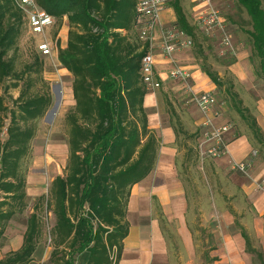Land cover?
I'll list each match as a JSON object with an SVG mask.
<instances>
[{
  "label": "trees",
  "instance_id": "trees-1",
  "mask_svg": "<svg viewBox=\"0 0 264 264\" xmlns=\"http://www.w3.org/2000/svg\"><path fill=\"white\" fill-rule=\"evenodd\" d=\"M55 20L67 16L68 39L58 49V61L73 76V108L64 116L67 162L62 175L55 176L46 196L40 197L54 224L50 230L51 251L46 264H118L122 241L129 232L126 219L130 187L153 169L159 141L147 125L143 99L147 89L140 73V60L148 43L139 40L135 0H35ZM247 13V30L259 60L256 75L264 80V9L261 0H236ZM176 25L194 37L179 0H171ZM26 29L23 10L15 0H0V85L17 87L30 77L41 78L43 60L33 48V61L17 70L18 41ZM131 32H133L131 34ZM32 50V51H33ZM200 66L215 87L223 80L206 63ZM15 80V81H14ZM232 83L227 88L231 107L249 125L254 138L264 144L256 118L243 105ZM231 89V90H230ZM47 90L28 88L5 103L0 94V238L7 222L26 207V179L21 161L31 150L36 134L34 121L52 104ZM9 121L4 126V116ZM176 131V129H175ZM197 140L200 133H178ZM185 160L196 158V147L185 145ZM194 163V161H193ZM192 163V164H193ZM43 204V203H42ZM37 206L26 219L22 246L8 253L0 264H25L31 260L42 235Z\"/></svg>",
  "mask_w": 264,
  "mask_h": 264
},
{
  "label": "crops",
  "instance_id": "crops-1",
  "mask_svg": "<svg viewBox=\"0 0 264 264\" xmlns=\"http://www.w3.org/2000/svg\"><path fill=\"white\" fill-rule=\"evenodd\" d=\"M180 5L192 25L196 2L187 0V3ZM175 19L172 6L169 5L162 12L161 21L164 25H171ZM227 24L235 43L233 29L229 22ZM68 29L67 16L55 20V24L48 29V35L55 40L53 53L46 59L54 67L47 78L51 79L52 86L55 85L57 91L58 99L52 95L51 104L56 118L65 116L75 103L71 86L73 76L61 66L57 58L58 49L67 46ZM216 44L219 47L218 42ZM151 52L161 85L157 90H147L143 106L147 113L148 128L157 137L159 147L151 172L130 187L126 209L129 232L122 241L118 264H264V160L256 158L248 176L232 171L229 161L245 160L252 149L248 137L236 135L227 140L228 151L225 155L201 159L197 154L195 160L192 158L187 162L185 148L184 153H181L178 147L179 138L182 136L184 140V135L179 132L177 136V129L181 127L188 134H201L203 127L200 111L195 104L187 101L180 84L168 78L170 65L160 50L158 28L154 31ZM175 61L190 72V82L196 91H214L215 85L203 72L194 50L177 52ZM243 62L244 60H237L228 66L239 80L243 71L246 77L252 75L248 63ZM260 92L250 89L247 92L250 103L246 106L264 134V95ZM216 110L218 114L214 118L215 124L228 121L218 104ZM199 140L200 138L197 142ZM61 147L65 153L64 169L68 157L67 143L64 142ZM182 166L193 167L199 177L198 185L192 183L189 186L185 183L186 180L179 174ZM62 174L61 171L54 173L51 181ZM193 191H201V197L195 200L202 207V223L212 225L215 220L219 223L218 227L211 230V236L206 237L210 241L207 243L199 244L200 238L192 233L188 223L189 216L192 215L189 207L194 202ZM49 215H52L51 212ZM16 216L15 214L7 222L0 238V260L22 246L26 224L16 225ZM159 221L164 222L163 227L159 225ZM41 238L31 260L25 264L47 263L52 247ZM84 259L85 255L82 254L79 263L82 264Z\"/></svg>",
  "mask_w": 264,
  "mask_h": 264
},
{
  "label": "rangeland",
  "instance_id": "rangeland-1",
  "mask_svg": "<svg viewBox=\"0 0 264 264\" xmlns=\"http://www.w3.org/2000/svg\"><path fill=\"white\" fill-rule=\"evenodd\" d=\"M179 1L181 4L184 2L187 3V0ZM212 1L216 8H218V10L221 12L223 18L227 21V23L229 22L230 27L233 29L232 34L234 37L235 46L237 48L236 55H221L216 44V42H218L219 36H206L197 30L194 32V45L191 49L194 50L199 57L200 63H206V65L211 67L212 70L216 71L223 80L224 85L221 88L215 87L213 92L221 113L225 119H228V121L233 124V129L226 136V139L228 140L236 135H245L248 137L251 140V150H255L257 152V155L253 159L254 164L256 158H261V160H264V144L259 143L254 138L249 125H247L246 122H244L233 110L231 107V98L227 90L230 83H232V90L237 92L244 106H246L248 102L250 103L247 95V92L250 89L254 91L259 90L261 91L260 94L264 95V80L256 75L259 70V60L253 51L251 39L246 32L251 28L250 19L246 11L240 5H238L236 0ZM261 3L264 9V0H261ZM190 14L191 13L189 12L188 16L191 19ZM41 39V35L37 34L32 36L27 29H25V31L22 33L18 41V50L15 54L17 57L16 65L18 71L24 70L25 66L33 61V54L31 53L34 52L33 48L34 44L36 43L35 41H39ZM42 60L43 70L41 78L43 79V82L37 79L36 75L34 74L30 77L31 84L29 87L26 85L27 81H29L27 79L19 81L17 87H9L5 89V86L11 83L9 81H6L4 84L0 85V94L3 95L5 103L9 107L12 106V100L16 99L20 92L26 88H28L29 92L48 90L51 95L58 99L55 85L52 86L51 79L47 78V74L51 72L54 67L52 66V63L46 59V57H42ZM237 60H244L243 63H248V67L250 68L249 70L252 72L250 77H246L245 72L243 71L241 74L243 76H240L239 80V77L235 76V74L229 70L228 66ZM51 106L42 117L34 121L36 126V134L30 144L31 150L28 156L21 161V170L26 179V207L23 209V211L17 213V216L15 217L16 225L20 226V224H26L27 217L35 210V206L38 205L36 211L41 216L42 220V238H40L47 244L50 243L49 238L51 239L50 230L53 226V215H49V212L45 209L44 202L42 201L40 203L39 199L40 197L47 195L48 188L51 183V177L54 176V173L60 171L63 173L64 169L62 166L65 162V153L61 150V145L66 142L64 116L60 118L54 117V108L53 105ZM8 121V115L4 116V126L7 125ZM4 130L5 127H3L1 130V140H3L5 137ZM262 135L264 136L263 133ZM179 139L180 141L178 147L181 153H184L183 149L185 145L187 147L192 146L193 148H197V140L195 141L189 139L186 140L185 144H183L182 136ZM50 168H53L54 170H50ZM179 174H181V178L186 180L185 183L187 185L191 186L192 183L198 185L199 177L198 174L194 172L193 167L187 166L185 168L182 166V168H180ZM193 192L194 194L192 195L194 197V202L189 207V212H192V215L190 214L188 223L192 233H195V235L200 238L199 244L201 242L207 243L210 241L206 240V237L211 236V230L216 228V226L218 227L219 223L216 220L212 225L208 223H202V207L199 205V202L197 205V200H195L201 197V191ZM237 222L238 219L235 220L236 225ZM135 223H137V221H135ZM159 225L163 227L164 222L159 221ZM202 257L204 256L202 255Z\"/></svg>",
  "mask_w": 264,
  "mask_h": 264
},
{
  "label": "built area",
  "instance_id": "built-area-1",
  "mask_svg": "<svg viewBox=\"0 0 264 264\" xmlns=\"http://www.w3.org/2000/svg\"><path fill=\"white\" fill-rule=\"evenodd\" d=\"M171 0H135L136 31L140 41L148 43V50L140 60V73L147 90H157L161 82L156 76L155 58L151 52L154 31L160 30V50L167 63L168 78L180 84L186 94L187 101L196 105L202 118V131L197 142V150L201 159L218 158L227 153V139L233 127L230 121L215 124L217 116V100L212 91H196L191 84L190 72L175 61V54L191 49L194 45L192 36L176 25H164L161 21L162 12L168 8ZM196 11L192 26L206 36H219L218 48L221 55H236V46L229 33L227 21L216 8L212 0H194ZM23 10L26 18V29L34 35H41L42 39L35 41L34 49L41 57H51L55 48V40L48 35V29L55 24V18L40 8L35 0H15ZM198 138V139H199ZM257 155L251 150L245 160L229 161L232 171L248 176L253 159ZM260 186V185H259ZM50 241V238H49Z\"/></svg>",
  "mask_w": 264,
  "mask_h": 264
}]
</instances>
